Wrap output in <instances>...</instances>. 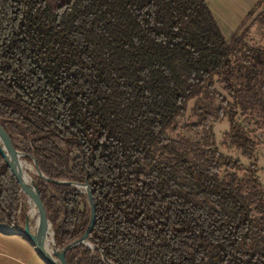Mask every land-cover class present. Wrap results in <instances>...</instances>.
Instances as JSON below:
<instances>
[{
  "label": "trees",
  "instance_id": "16d2710c",
  "mask_svg": "<svg viewBox=\"0 0 264 264\" xmlns=\"http://www.w3.org/2000/svg\"><path fill=\"white\" fill-rule=\"evenodd\" d=\"M244 34L206 0H0V121L48 179L91 188L68 264H264L260 141L238 119L264 122V48ZM192 100L201 136L171 137ZM225 118L247 164L216 145ZM29 175L58 245L78 239L86 192ZM0 222L24 227L1 155Z\"/></svg>",
  "mask_w": 264,
  "mask_h": 264
},
{
  "label": "water",
  "instance_id": "95a60500",
  "mask_svg": "<svg viewBox=\"0 0 264 264\" xmlns=\"http://www.w3.org/2000/svg\"><path fill=\"white\" fill-rule=\"evenodd\" d=\"M0 155L9 166L19 184L20 209L24 217V227L19 231L36 249L42 259L46 262V264H68L65 259V252L80 243L87 244L89 233L95 221V204L92 197L91 188L87 183V179L84 183L81 184L65 180L48 179L38 168L35 158L33 156H30L32 161L31 167L38 177L55 183L71 184L73 186H76L77 188L83 189L87 194V201L90 207V219L86 230L78 239L68 243L65 246H60L58 245L59 224L52 218L40 199L35 182L29 175L30 169L27 167L26 161L24 160L26 154L16 148L11 134L1 121ZM33 198H36L38 200L40 206V208L35 209V211H33L29 205V202H31ZM35 214L43 215L50 221L53 226L52 232H48L45 227H41ZM48 236L49 239L47 238Z\"/></svg>",
  "mask_w": 264,
  "mask_h": 264
},
{
  "label": "rangeland",
  "instance_id": "374dc122",
  "mask_svg": "<svg viewBox=\"0 0 264 264\" xmlns=\"http://www.w3.org/2000/svg\"><path fill=\"white\" fill-rule=\"evenodd\" d=\"M208 7L226 38H231L235 33L245 30L243 38L246 42L264 48V22L262 21V16H264L263 0L257 5L222 4L221 2L219 4L209 0ZM216 87L219 92L225 95L220 85L217 84ZM194 101L189 102L185 114L177 119V130L170 133L171 137L185 136L189 139L197 140L201 136L199 132L186 128L188 123L194 121V118L191 116V107ZM238 119L248 128L253 137L260 141V144L256 148V158L259 168L258 176L264 189V122L256 116L252 117L249 115H238ZM228 129L229 122L226 118L214 123L213 132L216 145L223 153L239 159L243 164H247L249 161L241 155L238 149L224 143L223 135ZM26 165L30 169L29 172L35 174V171L31 167L32 165L28 162H26ZM30 177L32 178L31 175ZM47 238L49 239V236Z\"/></svg>",
  "mask_w": 264,
  "mask_h": 264
},
{
  "label": "crops",
  "instance_id": "0c3cea01",
  "mask_svg": "<svg viewBox=\"0 0 264 264\" xmlns=\"http://www.w3.org/2000/svg\"><path fill=\"white\" fill-rule=\"evenodd\" d=\"M207 1L209 2V0ZM211 1L217 2L219 4L221 2L222 4L230 3L255 5L260 3L262 0ZM0 264H46V262L19 230L11 229L0 222Z\"/></svg>",
  "mask_w": 264,
  "mask_h": 264
},
{
  "label": "bare ground",
  "instance_id": "6f19581e",
  "mask_svg": "<svg viewBox=\"0 0 264 264\" xmlns=\"http://www.w3.org/2000/svg\"><path fill=\"white\" fill-rule=\"evenodd\" d=\"M29 205L33 211H35V209H37V208H40L38 200L36 198H33V200L31 202H29ZM35 216L38 220V223L41 225L42 228L45 227V229L48 232H52L53 226L46 217H44L43 215H37V214H35ZM46 230H45V232H46Z\"/></svg>",
  "mask_w": 264,
  "mask_h": 264
}]
</instances>
